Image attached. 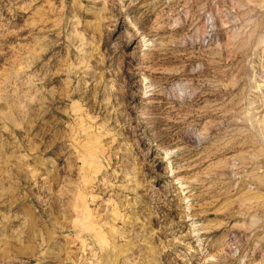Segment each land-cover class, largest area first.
<instances>
[{
  "label": "rangeland",
  "instance_id": "obj_1",
  "mask_svg": "<svg viewBox=\"0 0 264 264\" xmlns=\"http://www.w3.org/2000/svg\"><path fill=\"white\" fill-rule=\"evenodd\" d=\"M0 264H264V0H0Z\"/></svg>",
  "mask_w": 264,
  "mask_h": 264
}]
</instances>
